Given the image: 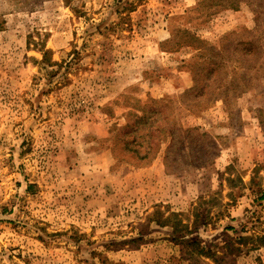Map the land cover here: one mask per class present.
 <instances>
[{
  "label": "rangeland",
  "instance_id": "obj_1",
  "mask_svg": "<svg viewBox=\"0 0 264 264\" xmlns=\"http://www.w3.org/2000/svg\"><path fill=\"white\" fill-rule=\"evenodd\" d=\"M252 39L264 44V0H0V264H264V52L242 66ZM211 58L243 91L227 105L215 92L199 115L181 106L208 136L203 153L174 173L164 152L117 162L102 140L129 106L196 101L194 70ZM156 210L196 220L181 238L212 256L149 223Z\"/></svg>",
  "mask_w": 264,
  "mask_h": 264
},
{
  "label": "trees",
  "instance_id": "obj_2",
  "mask_svg": "<svg viewBox=\"0 0 264 264\" xmlns=\"http://www.w3.org/2000/svg\"><path fill=\"white\" fill-rule=\"evenodd\" d=\"M245 48L242 50L246 68L258 66V61L254 64L249 63L254 57H259L264 52V44L260 40H247L243 43ZM44 60L43 63H45ZM211 64L210 71L195 72L194 70V86L190 89V93L195 91L196 101L189 102L174 100L170 96L161 99H151L147 104L139 102L130 107L127 113V122L123 126H115L110 136L103 139L102 142L107 144L114 159L119 163H128L134 167L142 168L151 165L157 156L164 152V165L168 173H174L176 167L181 163L187 162L191 151L196 149L203 153L202 144L204 139L208 138L207 134L201 132V128L185 127L180 116L181 106L187 108L193 115H199V108H205L213 101L212 98L219 91L227 104L233 102L239 97L243 91L242 88L234 86L227 88V74L223 71L222 64L215 60L208 59ZM206 62V64H209ZM225 75V76H223ZM223 76V77H222ZM200 82V85H199ZM233 92V93H232ZM214 144L213 141L208 140ZM206 144L210 146L207 142ZM264 200V195H262ZM194 213L196 220L200 218L199 212ZM148 222H155L160 227H172V241L185 244L189 249L191 256L193 254H203L212 256L210 250L205 249L198 239L181 238L187 234H191L195 229V221L192 224L185 223L179 213H166L156 210L148 217ZM200 220V219H198Z\"/></svg>",
  "mask_w": 264,
  "mask_h": 264
}]
</instances>
